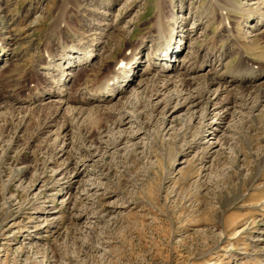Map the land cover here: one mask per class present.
Masks as SVG:
<instances>
[{"label":"rangeland","instance_id":"374dc122","mask_svg":"<svg viewBox=\"0 0 264 264\" xmlns=\"http://www.w3.org/2000/svg\"><path fill=\"white\" fill-rule=\"evenodd\" d=\"M157 10L160 78L143 74ZM2 36L0 264H264V72L206 84L264 70V0H0ZM140 40L124 90L75 100Z\"/></svg>","mask_w":264,"mask_h":264},{"label":"bare ground","instance_id":"6f19581e","mask_svg":"<svg viewBox=\"0 0 264 264\" xmlns=\"http://www.w3.org/2000/svg\"><path fill=\"white\" fill-rule=\"evenodd\" d=\"M155 14H156V19H154V21H156V26L155 27L157 29V33L151 35V39L153 40V45H152L151 50H150V54L151 55H150V58H148V64L144 68L145 70H144L143 74L152 73V71H155V72L157 71L156 75L155 74L154 75L156 76V78H160V77H164L165 76L164 73H166L168 70H170L171 68L174 67L173 63H171V62L168 63V61L164 62V60L167 58L168 54L170 53L169 49L171 51V48L174 47L173 46V42H172V40H173L172 39V34L173 33H171V32L169 33V31H168V36H167L166 33H163L164 31L162 32V26L164 24L162 23V20H163L162 17L159 15L160 11L157 10ZM101 35H103V33H101ZM162 35H164V38H162ZM5 38L6 37H3V36L0 37V44L2 42H5ZM91 39H94V37H91ZM100 41H99V43H100ZM5 43L9 44L10 42L6 41ZM141 43L142 42L140 40V42L138 44H136L134 47L131 48V50H129L127 56L121 58L118 62L116 61V64L114 65V67L100 78V82L96 86V88H92V89H88L87 90V92L89 94L88 97L81 95L82 97L78 96V97L75 98V100L83 101V102H87L89 100H95V99H100L102 101H107V100L110 101L109 98H111L113 95H115V94L121 92L122 90H124L125 86L123 88H121L120 85L122 83H124L125 81H127V79L129 78L130 74H133V64H138V62L136 61V58L142 51L141 50V46H140ZM71 44L70 45L63 44L62 46L60 45L61 48H60L59 53L57 55V58H59V59H69L70 60L69 64H68L69 66H67V67H70L73 64V62L79 60L77 58H74V56L71 54L73 52H77V49H78L77 47L78 46L76 44H75L76 46H74V44L73 45H71ZM6 46L7 45L4 44L3 47H0V59L4 58L5 56H7L9 58L12 55H15V53L11 54L12 50L10 52L7 51L8 49H10L9 47L7 48V50H4V48ZM90 52H91V50H84V53H83L82 58L80 60L86 62L89 58L91 59L93 53H90ZM53 59H54L53 56H51L50 58L49 57L46 58L48 66L53 64L52 63ZM71 61H72V63H71ZM239 64H240V62H239ZM129 65H130L129 69L126 70V68ZM53 66H54V64H53ZM56 66H57V64H56ZM62 68L61 69L54 68V71H55V69H59V70H57L58 73H59V77L55 78V75L52 74V78L54 77V79H51L52 80L51 82L54 84V87H56V90L58 89V91H56L57 94H60L61 91H62L60 89L61 84H59L60 80H62L61 77L63 76V74H67L68 75V73H69V72H64V68L63 69ZM238 68H240L239 65L237 66L236 70L233 69L232 71H230V73L228 75L230 77V79H228V80H226V77H225V75L223 73L224 71L223 72H221L219 70H218L219 72L215 71L216 73L214 75L208 77V79L206 81L207 82L206 84H207L208 88H209V86L217 85V87H219L221 90L222 89L226 90L228 86H232L233 84H237V85H240L241 87H243L244 85L246 86L248 84H251L256 79L257 80L260 79L261 78L260 75L264 72V70H261V69L258 72H256L257 69L255 70V67H252V66H249V67L247 66V67H244L243 69H238ZM189 69H195V67H189L187 70H189ZM122 73H123V75H122ZM46 75L48 76V73L43 74V77H44L43 79H46ZM63 79H64V77H63ZM166 83H167V81H163L161 83V85H159V86L163 88L164 86H166ZM49 90H47L45 92L46 96L48 95V97L50 96L49 95L50 93H52V92L55 93V89L53 91L51 90L52 92H49ZM206 90H207V88H206ZM228 91L229 90H227V94H226V96H225V98L223 100L225 103L230 102L231 98L233 99V97L230 96V94H229L230 92L228 93ZM232 94H234V93H232ZM200 96H201V94H200ZM197 98H199V97L196 96V97L190 98V99H188L187 103L193 104L194 101L197 100ZM31 99H32V97H30V95H27L26 97L22 98L20 101H28L29 102ZM16 100H18V99H16ZM48 117H49V115L45 117L46 121L44 120V122H43L44 124L47 123ZM97 121L98 120L95 117V118H92L90 120V123L95 125L97 123Z\"/></svg>","mask_w":264,"mask_h":264}]
</instances>
